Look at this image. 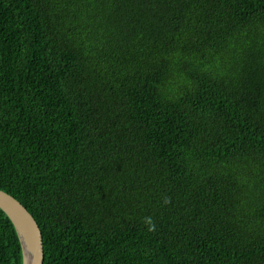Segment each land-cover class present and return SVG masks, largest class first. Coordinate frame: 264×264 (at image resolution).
I'll return each mask as SVG.
<instances>
[{
    "label": "trees",
    "instance_id": "1",
    "mask_svg": "<svg viewBox=\"0 0 264 264\" xmlns=\"http://www.w3.org/2000/svg\"><path fill=\"white\" fill-rule=\"evenodd\" d=\"M0 190L43 264H264V0H0Z\"/></svg>",
    "mask_w": 264,
    "mask_h": 264
},
{
    "label": "water",
    "instance_id": "2",
    "mask_svg": "<svg viewBox=\"0 0 264 264\" xmlns=\"http://www.w3.org/2000/svg\"><path fill=\"white\" fill-rule=\"evenodd\" d=\"M0 209L14 226L20 243L22 264H43V239L38 224L15 198L0 190Z\"/></svg>",
    "mask_w": 264,
    "mask_h": 264
},
{
    "label": "clouds",
    "instance_id": "3",
    "mask_svg": "<svg viewBox=\"0 0 264 264\" xmlns=\"http://www.w3.org/2000/svg\"><path fill=\"white\" fill-rule=\"evenodd\" d=\"M147 223L151 225V227L149 228V230H154V224L151 221V218H147Z\"/></svg>",
    "mask_w": 264,
    "mask_h": 264
}]
</instances>
